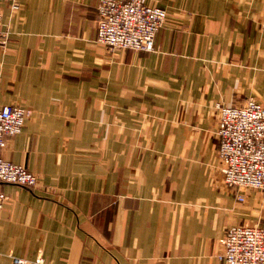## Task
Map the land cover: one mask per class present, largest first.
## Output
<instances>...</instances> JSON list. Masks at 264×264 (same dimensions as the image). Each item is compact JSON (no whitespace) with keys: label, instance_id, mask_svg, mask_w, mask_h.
Segmentation results:
<instances>
[{"label":"crops","instance_id":"0c3cea01","mask_svg":"<svg viewBox=\"0 0 264 264\" xmlns=\"http://www.w3.org/2000/svg\"><path fill=\"white\" fill-rule=\"evenodd\" d=\"M17 1L0 107L32 116L0 155L39 184L0 183V264H222L229 227H264V195L222 182L215 108L264 104V0H145L150 53L96 44L98 0Z\"/></svg>","mask_w":264,"mask_h":264},{"label":"built area","instance_id":"2783aa9c","mask_svg":"<svg viewBox=\"0 0 264 264\" xmlns=\"http://www.w3.org/2000/svg\"><path fill=\"white\" fill-rule=\"evenodd\" d=\"M7 2L18 9L17 0ZM96 44L107 51L130 50L150 53L155 50V37L164 26L166 11L150 6L145 0H98ZM8 34L3 30L0 14V48ZM218 114L216 130L220 174L228 189L254 190L264 195V104L253 98L240 105H215ZM32 111L18 104L0 107V152L6 137L19 134ZM0 183L32 190L39 178L20 165L0 155ZM0 191V210L7 202ZM243 202V195L237 197ZM222 264H264V227L234 225L226 230L222 251L217 256ZM13 264H50L39 257L33 262L14 257Z\"/></svg>","mask_w":264,"mask_h":264}]
</instances>
